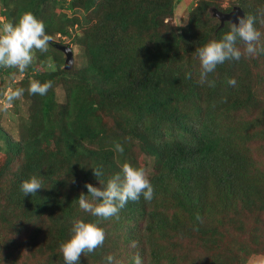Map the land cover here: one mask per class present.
Wrapping results in <instances>:
<instances>
[{"label":"trees","instance_id":"trees-1","mask_svg":"<svg viewBox=\"0 0 264 264\" xmlns=\"http://www.w3.org/2000/svg\"><path fill=\"white\" fill-rule=\"evenodd\" d=\"M175 1L0 0V22L30 11L51 37L23 73L0 68L8 78L1 99L24 89L0 122V264H65L60 244L73 221L97 220L79 207L85 184L102 188L99 179L106 184L125 162L146 170L154 198L102 220L103 246L79 264H108L109 254L121 264L136 253L143 264H247L264 255V54L217 65L208 76L215 87L199 83L195 49L230 30L210 8L233 6L197 0L176 24ZM233 2L253 16L264 8V0ZM255 26L264 44L259 17ZM56 35L79 46L84 63L65 69ZM32 80L53 86L32 95ZM33 175L44 187L24 196L20 184Z\"/></svg>","mask_w":264,"mask_h":264},{"label":"clouds","instance_id":"clouds-1","mask_svg":"<svg viewBox=\"0 0 264 264\" xmlns=\"http://www.w3.org/2000/svg\"><path fill=\"white\" fill-rule=\"evenodd\" d=\"M197 1V0H196ZM196 1L194 4H196ZM258 16L244 14L237 15L235 22L230 21V30L219 40H210L208 43L195 49V56L200 63L199 83L215 87V80L208 76L214 72L217 65L226 61L240 60L242 56L255 57L264 54V44L260 43L261 32L257 30L256 23L259 17L264 24V8L257 10ZM51 37L46 34L44 23L30 12H24L18 20L13 22H0V68H17L23 73L34 60V50L46 52ZM242 44L244 47H238ZM67 45V44H65ZM49 67H53L51 63ZM186 79L191 78V73H186ZM228 83L236 85L234 78H229ZM53 82L41 83L32 80L29 93L32 95H46L52 88ZM23 88H8L0 99V105L6 109L14 100L23 96ZM114 150L123 153L124 148L117 143ZM93 175L98 179L103 175L100 167L92 168ZM102 188L86 183L89 195L80 194L79 207L96 217L95 222L76 219L73 221L70 238L60 244V251L65 264H79L81 255L94 252L102 247L105 241V231L99 226L102 220L113 217L119 219L120 211L129 201H139L141 197L150 202L154 198L155 190L148 174L143 167H134L125 162L119 173H116L106 182L100 179ZM44 187L41 179L33 175L20 184L24 196L34 195ZM197 220L201 217L197 215ZM136 243L133 242L132 247ZM108 264H121L112 254L106 257ZM133 264H143L139 253L133 256Z\"/></svg>","mask_w":264,"mask_h":264},{"label":"rangeland","instance_id":"rangeland-1","mask_svg":"<svg viewBox=\"0 0 264 264\" xmlns=\"http://www.w3.org/2000/svg\"><path fill=\"white\" fill-rule=\"evenodd\" d=\"M196 0H176L175 1V11H174V16H173V21L176 24H183L186 22L187 16H188V12L190 7L195 3ZM234 0H220L221 6L223 8L227 7L228 5L234 6L233 2ZM0 19L3 20L4 17L0 16ZM74 29H76L77 31L79 30L78 27H75ZM60 38H58V36L56 35L53 40H57L58 43L60 42L59 40ZM63 41L66 43L69 42V38L68 36L63 37L62 38ZM61 39V40H62ZM72 42H70V46L73 50V66L77 65L80 66L82 63H84V56H83V52L82 49L74 44H71ZM17 80V79H16ZM8 82V78L5 77V80L2 81L0 80V91L4 88V86L7 84ZM0 99H1V95H0ZM11 106V105H10ZM10 106H8L6 109L3 107V105H0V122L3 126L7 125L8 119H10V115L12 114L11 108ZM247 264H264V255H254L251 256L248 260H247Z\"/></svg>","mask_w":264,"mask_h":264},{"label":"water","instance_id":"water-1","mask_svg":"<svg viewBox=\"0 0 264 264\" xmlns=\"http://www.w3.org/2000/svg\"><path fill=\"white\" fill-rule=\"evenodd\" d=\"M211 15L213 17H216L219 22L220 26L222 27L226 21L230 22L233 21L235 22L236 16L240 15L243 16L245 14L244 10L238 6L234 5L229 11L224 12L219 9H217L215 6H212L210 8ZM53 45L61 50L64 53L65 59H64V68L65 69H70L73 65V50L70 45H65V44H60V43H53Z\"/></svg>","mask_w":264,"mask_h":264}]
</instances>
